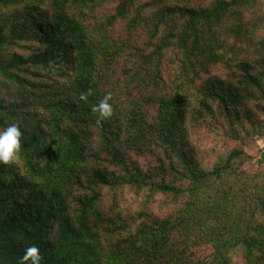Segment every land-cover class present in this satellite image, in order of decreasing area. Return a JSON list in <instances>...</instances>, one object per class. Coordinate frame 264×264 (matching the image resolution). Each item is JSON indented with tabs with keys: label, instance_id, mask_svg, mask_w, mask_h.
I'll list each match as a JSON object with an SVG mask.
<instances>
[{
	"label": "trees",
	"instance_id": "trees-1",
	"mask_svg": "<svg viewBox=\"0 0 264 264\" xmlns=\"http://www.w3.org/2000/svg\"><path fill=\"white\" fill-rule=\"evenodd\" d=\"M263 116L264 0H0V264H264Z\"/></svg>",
	"mask_w": 264,
	"mask_h": 264
},
{
	"label": "clouds",
	"instance_id": "clouds-1",
	"mask_svg": "<svg viewBox=\"0 0 264 264\" xmlns=\"http://www.w3.org/2000/svg\"><path fill=\"white\" fill-rule=\"evenodd\" d=\"M91 94V89L88 93L82 94L81 98L85 99ZM110 94L106 96L98 106L94 107V111L99 112L101 118H108L112 115V105L109 103ZM23 132L18 123H11L6 128L0 129V162H14L20 153L22 144ZM23 261H30V264H41L42 255L40 249L36 245H31L26 249L22 258Z\"/></svg>",
	"mask_w": 264,
	"mask_h": 264
},
{
	"label": "rangeland",
	"instance_id": "rangeland-1",
	"mask_svg": "<svg viewBox=\"0 0 264 264\" xmlns=\"http://www.w3.org/2000/svg\"><path fill=\"white\" fill-rule=\"evenodd\" d=\"M261 134H257L253 137L248 136L246 139L243 150L248 156L245 158V161L242 162L240 168L246 175H252L257 171L261 170L264 172V116L263 122L261 123ZM212 136L208 135L207 139L203 141L205 146H211L204 152L209 155L210 159H216L217 155L226 152V147L222 146L224 143L223 138H215V143L213 144ZM217 141V142H216ZM217 143V144H216ZM227 147H231L232 144H225ZM151 208L155 212V205ZM162 214V211L160 212Z\"/></svg>",
	"mask_w": 264,
	"mask_h": 264
}]
</instances>
